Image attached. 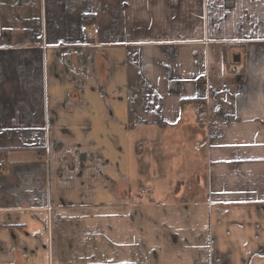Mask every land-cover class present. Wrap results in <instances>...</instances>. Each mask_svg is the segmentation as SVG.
<instances>
[{
    "label": "crops",
    "instance_id": "crops-1",
    "mask_svg": "<svg viewBox=\"0 0 264 264\" xmlns=\"http://www.w3.org/2000/svg\"><path fill=\"white\" fill-rule=\"evenodd\" d=\"M0 149V264H264V0H0Z\"/></svg>",
    "mask_w": 264,
    "mask_h": 264
},
{
    "label": "built area",
    "instance_id": "built-area-1",
    "mask_svg": "<svg viewBox=\"0 0 264 264\" xmlns=\"http://www.w3.org/2000/svg\"><path fill=\"white\" fill-rule=\"evenodd\" d=\"M82 32H90V35H96L98 33V29L95 25H91L90 27H87L86 25H83L81 27ZM193 112L197 120L203 121L207 116V109L203 103H196L193 107ZM0 168H4V162L0 161Z\"/></svg>",
    "mask_w": 264,
    "mask_h": 264
},
{
    "label": "trees",
    "instance_id": "trees-1",
    "mask_svg": "<svg viewBox=\"0 0 264 264\" xmlns=\"http://www.w3.org/2000/svg\"><path fill=\"white\" fill-rule=\"evenodd\" d=\"M12 149H0V159H4Z\"/></svg>",
    "mask_w": 264,
    "mask_h": 264
}]
</instances>
